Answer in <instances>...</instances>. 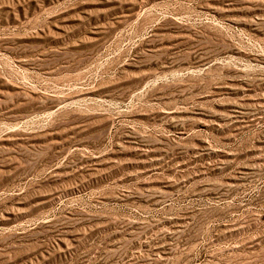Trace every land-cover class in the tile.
<instances>
[{
	"label": "rangeland",
	"instance_id": "rangeland-1",
	"mask_svg": "<svg viewBox=\"0 0 264 264\" xmlns=\"http://www.w3.org/2000/svg\"><path fill=\"white\" fill-rule=\"evenodd\" d=\"M0 264H264V0H0Z\"/></svg>",
	"mask_w": 264,
	"mask_h": 264
}]
</instances>
